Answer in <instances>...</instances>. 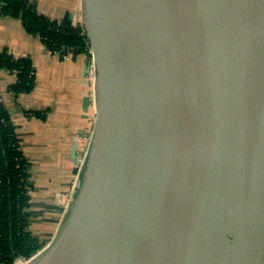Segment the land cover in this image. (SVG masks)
Segmentation results:
<instances>
[{"label":"water","instance_id":"1","mask_svg":"<svg viewBox=\"0 0 264 264\" xmlns=\"http://www.w3.org/2000/svg\"><path fill=\"white\" fill-rule=\"evenodd\" d=\"M82 4L93 128L25 264H264V0Z\"/></svg>","mask_w":264,"mask_h":264},{"label":"crops","instance_id":"2","mask_svg":"<svg viewBox=\"0 0 264 264\" xmlns=\"http://www.w3.org/2000/svg\"><path fill=\"white\" fill-rule=\"evenodd\" d=\"M29 1L50 20L68 18L75 26L84 25L82 0ZM3 49L16 58H31L34 65L35 87L29 94L9 92L16 75L0 70V102L10 114L21 151L31 165L29 229L47 244L63 219L76 184L80 164L73 163L72 146L77 139V155L83 153L93 128L94 105L87 119L82 111L83 99L93 96L85 76L90 57L81 54L60 58L26 33L19 19L0 14V51ZM34 112L43 116L37 117Z\"/></svg>","mask_w":264,"mask_h":264},{"label":"trees","instance_id":"3","mask_svg":"<svg viewBox=\"0 0 264 264\" xmlns=\"http://www.w3.org/2000/svg\"><path fill=\"white\" fill-rule=\"evenodd\" d=\"M0 14L19 19L26 33L38 38L50 53L60 58L81 54L91 57L84 28L73 25L68 18L50 20L39 14L29 0H0ZM0 70L16 75L9 92L19 95L33 91L35 70L31 58H16L3 49ZM33 115L43 116L36 112ZM30 168L10 114L0 102V264H13L17 258L29 259L46 245L29 229L33 191Z\"/></svg>","mask_w":264,"mask_h":264},{"label":"built area","instance_id":"4","mask_svg":"<svg viewBox=\"0 0 264 264\" xmlns=\"http://www.w3.org/2000/svg\"><path fill=\"white\" fill-rule=\"evenodd\" d=\"M90 54H91V49H90ZM67 57H70V56H67ZM85 76L88 78L90 84L93 86L94 80H95V71H94V65H93V61H92V55L86 64ZM90 100L93 102V96L90 97ZM89 138H90V136H89ZM89 138L87 140V146L85 147V150L83 151V153H81L80 155H77L78 156V164H81L85 158ZM81 155H82V157H81ZM69 200H70V196H69ZM27 261H28V259L17 258L13 264H25Z\"/></svg>","mask_w":264,"mask_h":264},{"label":"rangeland","instance_id":"5","mask_svg":"<svg viewBox=\"0 0 264 264\" xmlns=\"http://www.w3.org/2000/svg\"><path fill=\"white\" fill-rule=\"evenodd\" d=\"M83 27V26H82ZM84 28V27H83ZM81 157H82V155H81ZM76 165H79V164H76ZM78 169H79V167H78Z\"/></svg>","mask_w":264,"mask_h":264},{"label":"bare ground","instance_id":"6","mask_svg":"<svg viewBox=\"0 0 264 264\" xmlns=\"http://www.w3.org/2000/svg\"><path fill=\"white\" fill-rule=\"evenodd\" d=\"M91 107V106H90ZM91 110V109H90Z\"/></svg>","mask_w":264,"mask_h":264}]
</instances>
